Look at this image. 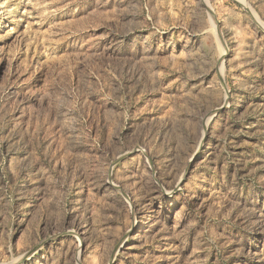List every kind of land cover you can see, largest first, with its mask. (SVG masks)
<instances>
[{"label": "rangeland", "instance_id": "rangeland-1", "mask_svg": "<svg viewBox=\"0 0 264 264\" xmlns=\"http://www.w3.org/2000/svg\"><path fill=\"white\" fill-rule=\"evenodd\" d=\"M0 264H264V0H0Z\"/></svg>", "mask_w": 264, "mask_h": 264}]
</instances>
